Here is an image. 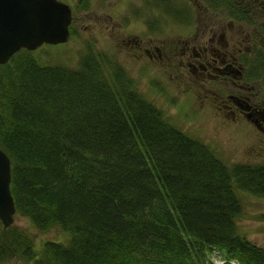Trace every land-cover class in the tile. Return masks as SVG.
<instances>
[{
	"label": "trees",
	"instance_id": "1",
	"mask_svg": "<svg viewBox=\"0 0 264 264\" xmlns=\"http://www.w3.org/2000/svg\"><path fill=\"white\" fill-rule=\"evenodd\" d=\"M88 50L78 68L27 50L0 66L16 215L70 234L37 249L32 233L0 222V264H212L213 247L226 264H264V247L237 225L239 193L264 197V165L218 159L112 55Z\"/></svg>",
	"mask_w": 264,
	"mask_h": 264
},
{
	"label": "rangeland",
	"instance_id": "2",
	"mask_svg": "<svg viewBox=\"0 0 264 264\" xmlns=\"http://www.w3.org/2000/svg\"><path fill=\"white\" fill-rule=\"evenodd\" d=\"M59 1L72 7L74 14L73 36L67 44L44 45L36 50L37 58L44 61L42 63L64 64L71 68H78L79 61L88 53L89 48L95 53L112 55L127 70L137 91L155 104L172 125L190 137L202 141L218 159L229 165L244 163L264 165V130L261 131L252 124H248L245 119L235 121L231 117L225 116L221 111L220 114H217L214 100L211 101L212 106L209 103V97L207 98V93L202 89H197L199 86L195 83L184 84L172 73L171 78L161 75L160 78L150 81L149 84V79L155 73L143 71L146 74L142 75L139 72L141 67H136L134 61L132 63L125 60L124 63L123 53L126 52L123 50H126L127 47L123 37L114 40L113 36H116L117 31L112 36V27L119 26L118 32L126 30L133 35L151 32L152 29V32L161 33L159 43H165L168 41V39H164L167 36L165 33L179 35L182 29L177 25L181 21L166 14L164 8L175 7L181 11L185 6L182 2L168 0L173 3L171 7L169 5L159 7L154 0H90V4L86 0ZM197 1L198 5H205L200 2L201 0ZM78 2L81 6L80 10H78ZM206 4L209 3L206 2ZM118 10L120 14H118ZM214 10H218V13L225 11L224 8H215ZM255 13L257 12L255 11ZM195 14L197 13H191L190 16ZM208 14L212 15L210 10ZM213 14L217 16L214 11ZM187 15L185 14V16ZM251 15L253 14L251 13ZM125 16L128 17V20L125 19ZM149 22L152 24L150 25ZM125 58H129V56ZM186 80L189 82L191 77H187ZM204 99L209 101L202 102ZM239 195L243 205V215L237 221L239 230L251 242L264 247V197L243 191ZM13 225L32 233L36 239L37 249H40V245L46 241L66 244L70 237L68 232L59 228H54L46 233L36 232L27 219L18 215L15 216ZM9 264L26 263L15 259Z\"/></svg>",
	"mask_w": 264,
	"mask_h": 264
},
{
	"label": "flooded vegetation",
	"instance_id": "3",
	"mask_svg": "<svg viewBox=\"0 0 264 264\" xmlns=\"http://www.w3.org/2000/svg\"><path fill=\"white\" fill-rule=\"evenodd\" d=\"M86 1L90 4V0ZM178 1L185 5L181 11L172 8L173 3L168 0H154L159 7L169 5L171 9L166 7L164 12L181 21L177 24L181 33H165L164 39H168L165 43H159L161 33L152 29L133 35L126 30L118 32L119 26L112 27V36L117 31L114 40L124 38L127 47L123 50L124 63L134 61L136 67H141L142 75L146 74L143 71L155 73L149 84L161 75L171 78L172 73L184 84L195 83L210 99L202 102L209 101L212 105L214 100L217 114L222 112L235 121L245 119L263 131L264 0H201L205 5H198L197 0ZM77 6L80 10L79 2ZM215 8L225 11L218 13ZM209 10L213 16L208 14ZM191 13L197 14L190 16ZM187 77H191L189 82Z\"/></svg>",
	"mask_w": 264,
	"mask_h": 264
},
{
	"label": "water",
	"instance_id": "4",
	"mask_svg": "<svg viewBox=\"0 0 264 264\" xmlns=\"http://www.w3.org/2000/svg\"><path fill=\"white\" fill-rule=\"evenodd\" d=\"M71 7L59 0H0V66L19 51L67 43ZM11 161L0 147V222L12 226L16 207L11 193Z\"/></svg>",
	"mask_w": 264,
	"mask_h": 264
},
{
	"label": "built area",
	"instance_id": "5",
	"mask_svg": "<svg viewBox=\"0 0 264 264\" xmlns=\"http://www.w3.org/2000/svg\"><path fill=\"white\" fill-rule=\"evenodd\" d=\"M212 260L215 264H223V261L216 254H213Z\"/></svg>",
	"mask_w": 264,
	"mask_h": 264
}]
</instances>
